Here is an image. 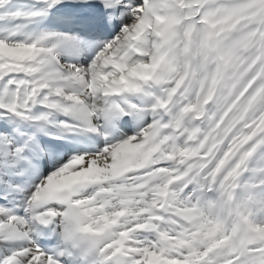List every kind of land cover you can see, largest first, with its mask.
Masks as SVG:
<instances>
[{"label": "snow or ice", "instance_id": "obj_1", "mask_svg": "<svg viewBox=\"0 0 264 264\" xmlns=\"http://www.w3.org/2000/svg\"><path fill=\"white\" fill-rule=\"evenodd\" d=\"M0 264H264V0H0Z\"/></svg>", "mask_w": 264, "mask_h": 264}]
</instances>
